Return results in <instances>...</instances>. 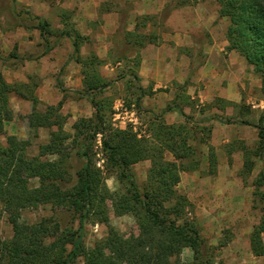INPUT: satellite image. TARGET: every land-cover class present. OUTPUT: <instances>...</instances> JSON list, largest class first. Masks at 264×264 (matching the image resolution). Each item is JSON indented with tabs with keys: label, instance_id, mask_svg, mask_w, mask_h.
Wrapping results in <instances>:
<instances>
[{
	"label": "trees",
	"instance_id": "obj_1",
	"mask_svg": "<svg viewBox=\"0 0 264 264\" xmlns=\"http://www.w3.org/2000/svg\"><path fill=\"white\" fill-rule=\"evenodd\" d=\"M215 1L219 17L229 21L225 49L236 52L251 67L260 79L264 95V0ZM68 19L69 12L63 10L62 23L65 25ZM151 19L149 14L138 16L134 29L125 31L123 43L136 53L132 57L112 58L127 65L115 80L101 74L100 66L104 61L96 54L80 55L81 45L86 41L83 35L74 30L72 33L68 27L51 29L43 20L30 26L39 31L46 44L49 35L71 41V57L80 65L82 75L81 89L76 93L89 101L92 114L78 118L72 124L73 131L67 132L63 128L64 116L59 112L62 101L56 106H46L43 111L38 109L40 101L33 93L37 86L32 81L33 76H29L26 83H9L0 75V138L5 125L13 119L11 94L31 102L26 118L33 137L40 128L50 129L48 141L39 145L35 155L27 152L31 145L28 139L14 134L5 136L4 144L0 139V216L5 217L12 231L10 237L0 238V264H223L216 260V247L205 244L198 223L189 216L191 202L176 188L182 172L200 170L204 147L207 148V173L215 174L218 163L209 142L211 123L208 120L196 122L184 112L185 106H193L184 85L177 84L179 88L174 98L162 110L177 111L184 117L183 122L168 124L161 113L154 115L147 122L146 135L112 124L113 99L105 93L113 82L129 77L124 79V84L135 87L137 106L147 95L138 75L139 49L157 42L156 34L146 29ZM56 83L63 92L58 78ZM218 104L221 109L225 108L223 105H235L220 97L211 105ZM263 119L259 118L255 125L239 120L242 125H254L257 138L252 146L242 141L230 143L227 161L231 162L234 149L241 152L238 174L244 182L257 162H261L251 181L252 202L260 210V217L249 234V247L254 256L264 258ZM97 135L101 137L105 173L115 176L121 190L111 191L103 170L96 166L93 143ZM74 158L82 160V164L73 170ZM142 161H148L149 167L145 180L138 183L132 169ZM43 206L71 215L78 222L77 228L62 226L54 216L22 221L23 211ZM110 211L115 216L131 215L137 233L129 237L121 235L109 225ZM87 223L103 224L107 228L106 235L92 246L84 243ZM222 245L225 242H221ZM185 249L190 250L191 257L182 262L181 254Z\"/></svg>",
	"mask_w": 264,
	"mask_h": 264
},
{
	"label": "rangeland",
	"instance_id": "obj_2",
	"mask_svg": "<svg viewBox=\"0 0 264 264\" xmlns=\"http://www.w3.org/2000/svg\"><path fill=\"white\" fill-rule=\"evenodd\" d=\"M196 3L197 0H169L160 10L148 13L152 16L148 28L156 34L157 42L139 49L141 63L146 60L147 66L140 76V63L138 75L147 95L137 106L134 103L135 87L129 88L124 84V79L129 77L113 82L105 93V96L113 99L112 124L118 128L130 127L140 135H146L147 122L154 115L161 113L168 124L183 122L184 117L177 111L162 110L174 98L179 88L177 84L184 85V92L193 102L192 107H184V112L196 122L208 120L211 123L209 142L219 158L216 173L208 174L207 148L204 147L200 170L182 172L177 191L191 202L192 213L189 216H193L198 223L205 244L216 247L217 261L223 264H264V258L254 256L249 247V234L260 217V210L252 202L251 181L261 162H257L254 171L244 182L238 174L242 164L241 152L234 149L231 152V162L227 161V146L230 143L242 141L252 146L257 138L254 125L258 123L259 118H264V95L260 90V79L246 63L243 64L245 74L235 80L232 75L225 73L227 63L221 58L209 60L207 49L213 43L212 33L197 24H189L194 17L190 7ZM88 4L89 0H0V70L2 67L12 70L10 83H26L29 82V76H33L32 81L37 84L33 93L40 101L38 109L43 111L46 106H56L62 101L59 112L64 116L63 128L67 132L73 131L72 124L78 118L90 117L92 114L89 101L76 93L81 89L82 75L80 65L71 57V41L65 37L56 38L49 35V42L46 44L39 37L34 40V48L31 50L19 45V32L38 31L30 26L39 20L48 22L51 29L71 28L72 33L74 30L86 37V41L81 45L80 55L86 57L91 53L96 54L104 61L100 66L101 74L108 80H115L127 65L112 58L122 55L132 57L136 53L123 43L132 6H120L114 19L115 24L106 26L105 22L110 21L108 15L112 14L114 5L111 2L103 5V8L109 10L101 12ZM63 10L69 12L65 25L61 20ZM91 14H96L93 20L88 17ZM212 29L217 37H221L218 28ZM176 34L180 35V44L175 43V39L169 40ZM185 37L187 38L184 41ZM157 46L160 47L159 54L152 49ZM169 50H173L171 57L167 56ZM32 63L37 64L36 70L29 72ZM157 63L159 65H156ZM163 63L171 64L176 71H165ZM214 64L216 71L211 72ZM152 71L156 73H151ZM155 77L162 83L153 91ZM57 78L64 88L63 92L57 87ZM150 91L152 93H149ZM228 94H233L232 100L225 97ZM20 97L16 95L13 101H10L13 119L5 125L4 135L0 139L3 144L5 136L10 134L28 139L31 145L27 152L29 155H35L39 145L48 141L50 129L40 128L37 136L33 137L26 118L31 111V102ZM217 97L235 105H223V109L221 104L211 105ZM228 119L229 123L226 122ZM239 120H246L254 125H242ZM243 136L246 138H242ZM93 150L96 166L103 170L109 189L121 190L122 187L115 176L105 173L100 135H97L93 143ZM237 154L241 156V160L237 159ZM167 157L170 158L168 154ZM71 163L74 170L81 166L82 160L74 158ZM220 163L223 167L218 169ZM148 167V161L133 166L134 177L138 183L145 180ZM50 216L57 217L62 226H78L77 220H73L71 215L55 212L49 206L25 210L21 219L24 222H33ZM109 225L124 237L137 233L135 221L129 214L115 216L110 211ZM84 229L86 246H92L95 241L104 237L107 231L105 225L98 223H87ZM11 234L9 223L4 216H0V238H8ZM262 238L264 241V234ZM221 242H225V245L221 246ZM190 257L191 252L188 249L181 254L182 262L188 261Z\"/></svg>",
	"mask_w": 264,
	"mask_h": 264
},
{
	"label": "crops",
	"instance_id": "obj_3",
	"mask_svg": "<svg viewBox=\"0 0 264 264\" xmlns=\"http://www.w3.org/2000/svg\"><path fill=\"white\" fill-rule=\"evenodd\" d=\"M168 1L169 0H89L88 5L95 8L98 11H101V12H106L109 10L108 8H103V5H105V4L107 5L110 2H111V4L114 5V8H113L114 10H113L112 14L108 15V17H109L108 20H110V21L105 22L106 26L107 25L111 26L112 24H115L114 19L116 18L117 10H119L120 6H123V4L131 5L132 9H131V11H130L131 13H129V17H128L129 27L126 29V31L127 30L132 31L134 29V26L136 23V18L138 16L148 14L149 12H152V11L153 12L158 11L161 8H163ZM190 9L193 10L194 17L189 22V24H191V25L197 24V25H199V27H202V28L208 30L209 33H212L213 43L207 49V52L210 56L209 60H213V58H221L223 62L227 63V65H226L227 69L225 71V73L227 75H232L235 80L237 79V77L242 78L243 75L245 74L244 69H243L244 65H245V61L236 52L227 51L225 49L226 45H227V41L225 39V30H226V27H227L229 21H228V18H226V17H219L217 2L215 0H197V3L194 6L190 7ZM96 14H94V15L91 14L88 17H91V19L93 20L94 16L96 17ZM137 14H138V16H137ZM148 27L149 26L146 27L147 30L149 29ZM212 28H218L219 33H221L220 34L221 37L220 36L217 37V35L213 32ZM19 34L21 37V42L19 43V45L20 46L23 45L24 47H26V49H31V50L34 48V40L38 39L40 37L39 31H35V30H33V31L21 30L19 32ZM186 38L187 37L184 38V41L186 40ZM170 39H172V40L175 39V43L180 44V42H179L180 41V35H178V34L172 35L169 38V40ZM162 47H165V46H162ZM152 49L154 51H156V53L159 54L160 47L157 46V47H153ZM31 50H29V51H31ZM172 51L173 50H169V52L167 53L168 57L172 56V53H171ZM153 62H155V61H153ZM32 65L33 66H31V68L29 69V72L36 70L37 64L32 63ZM156 65H159V63H157ZM146 66H147L146 60H145V62L143 60V62L141 63V66H140V70H139L140 76L143 75L144 68L146 69ZM163 67H164L165 71H170V70L176 71V69L173 68V66L171 64L163 63ZM176 67H179V66H176ZM215 67H216V65L214 64V67L211 69V72L216 71ZM11 72H12L11 69H8L6 67H2L0 70V75L7 82L10 83L11 82V77H10ZM151 73H156V72L152 71ZM14 80H16V78ZM154 80H155V86L152 89L153 91L156 90L157 87H159V85L162 83L156 77ZM14 96H16V95L13 94V96L10 97L11 102L13 101ZM232 96H233V94L225 95V97L228 100H232L233 99ZM20 99H21V97H20ZM242 138H246V137L243 136ZM236 157L238 160H241V156H239L238 154ZM218 158L219 157H217V160H218ZM217 166H218V164H217ZM222 167H223V165H222V163H220L218 169H220Z\"/></svg>",
	"mask_w": 264,
	"mask_h": 264
}]
</instances>
